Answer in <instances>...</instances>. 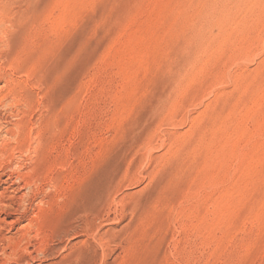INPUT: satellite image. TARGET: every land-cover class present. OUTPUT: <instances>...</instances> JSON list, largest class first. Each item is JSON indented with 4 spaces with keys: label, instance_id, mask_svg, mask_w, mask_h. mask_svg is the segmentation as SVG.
<instances>
[{
    "label": "rangeland",
    "instance_id": "obj_1",
    "mask_svg": "<svg viewBox=\"0 0 264 264\" xmlns=\"http://www.w3.org/2000/svg\"><path fill=\"white\" fill-rule=\"evenodd\" d=\"M0 192V264H264V0H0Z\"/></svg>",
    "mask_w": 264,
    "mask_h": 264
},
{
    "label": "bare ground",
    "instance_id": "obj_2",
    "mask_svg": "<svg viewBox=\"0 0 264 264\" xmlns=\"http://www.w3.org/2000/svg\"><path fill=\"white\" fill-rule=\"evenodd\" d=\"M11 167H12V166H11ZM11 167H10V168H11ZM9 171H10V170H9ZM12 171H13V170H12ZM5 174H6V173H5ZM2 182H3V181H2ZM7 183H8V182H7ZM17 183H18V182H17ZM8 185H9V184H8ZM16 185H17V184H16ZM4 189H5V188H4ZM10 189H11V188H10ZM13 189H14V187H13ZM15 192H16V191H15ZM15 192H14V193H15ZM0 193H1V192H0ZM9 193H10V192H9ZM21 194H22V193H21ZM13 195H14V194H13ZM2 196L4 197V195H2ZM23 196H24V195H23ZM0 197H1V196H0ZM3 197H2V198H3ZM26 197H27V196H26ZM18 198H19V197H18ZM22 198H23V197H22ZM22 198H21V199H22ZM26 200H27V199H26ZM9 202H10V201H9ZM9 202H8V203H9ZM23 202H24V201H23ZM24 203H25V202H24ZM0 204H2V203H0ZM26 204H27V203H26ZM32 204H33V203H32ZM0 206H1V205H0ZM4 206H5V205H4ZM13 210H14V209H13ZM21 212H23V211H21ZM16 215H17V214H16ZM30 216H31V215H30ZM31 217H32V216H31ZM17 219H18V218H17ZM0 220H1V219H0ZM2 225H4V224H2ZM3 227H4V226H3ZM26 229H27V228H26ZM27 232H28V231H27ZM0 233H1V231H0ZM4 234H5V233H4ZM12 234H13V233H12ZM1 236H2V235H1ZM3 236H4V235H3ZM21 237H22V236H21ZM7 238H8V237H7ZM7 238H5V239H7ZM22 238H24V237H22ZM1 239H2V238H1ZM10 239H11V238H10ZM0 241H1V240H0ZM6 242H7V241H6ZM6 242H4V244H5ZM15 243H16V242H15ZM28 243H29V242H28ZM39 243H40V242H39ZM1 244H2V243H1ZM47 244H48V243H47ZM7 246H8V245H7ZM38 246H39V245H38ZM38 246H37V247H38ZM4 247H5V246H4ZM16 247H17V246H16ZM8 248H9V247H8ZM1 249H2V248H0V250H1ZM17 249H18V248H17ZM11 251H12V249H11ZM11 251H10V252H11ZM24 251H25V250H24ZM1 252H2V251H1ZM12 254H13V253H12ZM10 257H11V256H10ZM40 257H41V256H40ZM11 259H12V258H11ZM36 259H37V258H36ZM36 259H35V260H36ZM33 261H34V260H33ZM6 263H7V262H6Z\"/></svg>",
    "mask_w": 264,
    "mask_h": 264
}]
</instances>
